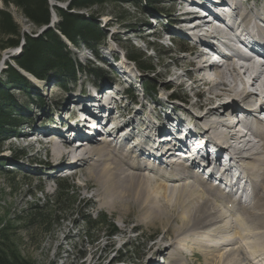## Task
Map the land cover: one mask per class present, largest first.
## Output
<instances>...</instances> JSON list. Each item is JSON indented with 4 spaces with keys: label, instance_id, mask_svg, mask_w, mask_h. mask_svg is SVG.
<instances>
[{
    "label": "bare ground",
    "instance_id": "1",
    "mask_svg": "<svg viewBox=\"0 0 264 264\" xmlns=\"http://www.w3.org/2000/svg\"><path fill=\"white\" fill-rule=\"evenodd\" d=\"M190 3L187 0H180L177 13L170 22L173 23L177 33L185 36L187 32H197L198 37L194 39L186 55L175 58V70L168 67L165 71L160 70L156 76L170 74L179 86L192 91L196 98L193 100L188 94L183 96L186 105L180 106L183 116L176 122L194 119L195 125H203L200 132L206 134L208 142L215 146L213 161L216 164L224 157L223 147L232 150V152L226 151L228 158L231 159L232 154L235 156L232 164L227 168L235 167L246 176L242 186L244 198L243 194H240L235 202L228 201L227 196L219 188L209 185L202 178L199 179V176L188 167L180 163L164 165L165 161L162 160L164 154L160 146L153 149L152 153L159 163L163 161L161 167L150 164V159L146 162L137 159L144 148L140 141L131 149L123 151V143L137 140L138 135L135 134L137 126L144 127L146 139L151 140L154 136L149 119L140 115L141 107L144 108L147 103L143 102L144 106L140 103L132 114L129 113L131 115L128 119H122L126 112H131L130 107L125 105L124 111L119 112L116 98L105 94L103 89L97 88L99 91H94L100 101L102 100L101 106H112L110 111L117 109L115 118L122 121L116 127V133L109 135V140L91 137L75 146L70 141H55L57 136L53 135L51 140L41 142L42 137L39 138L38 133H43L45 128L39 126L37 130L40 129L42 132L31 135L28 132L22 134L14 132L13 135L30 139L28 145L47 143L48 146L46 144L42 147L49 149V160L53 161V166L67 161L69 170L73 172L80 165L79 170L85 169L88 173L83 174L85 180L93 178L97 184V194L102 195L99 199L102 202L109 200L112 206L120 203L125 211L129 208V214L134 205H139L143 211L145 210L144 218L147 224L161 220L170 223L172 214L174 217H179L180 224L175 227L174 233L171 234L170 230H166L162 235V239L168 241L158 248L161 253L177 246L181 241L177 239L178 236L184 235L187 239L189 234L197 238L198 244L209 248L208 264H264V122L257 115L264 110V64L253 61L252 57L246 55L239 47L233 49L230 43L232 41L230 33L234 29L246 32L253 23L254 26L257 25L264 30L260 27L264 26V2L262 4L254 2L253 7H249L241 0H234L232 3L234 9L228 15L231 23L225 27L214 25L212 20H201L194 13L188 12L186 5ZM52 18L54 21L56 16L53 15ZM254 19L258 23L255 24ZM195 21L198 23L188 27V24ZM204 26L207 28L202 29ZM153 34L161 38L165 37L158 30L153 31ZM134 36L146 40L142 30H138ZM171 39L179 38L172 33ZM214 42L231 50L230 55L221 56V62L211 60L213 47L215 48L216 45L213 44ZM259 44L264 49V41H259ZM251 46L257 48L258 44L256 42ZM176 68L182 69L184 73L176 72ZM116 77L115 75L114 79ZM28 79L32 80L30 77ZM168 84L163 83V89ZM106 85L109 86L111 83H104L102 88ZM79 90L74 92L76 94L71 93L70 97L81 96V93H84L83 88ZM107 90H112V87ZM90 100L97 101L95 94H90ZM154 103L165 107L168 102L164 99H156ZM95 104L96 102H84V105L95 106ZM178 106L175 104V108ZM155 109V106L150 107L152 111ZM238 111L247 114L232 120ZM71 112L76 114L75 109ZM167 117L170 118L168 115ZM50 123L51 120L48 121V124ZM76 125L80 128L78 124ZM51 126L57 129L60 136L65 137L63 128L59 124ZM179 126L180 124H176L175 132L167 127L164 128L179 137V144L168 145L166 154L169 153V157L173 156V148L179 147L178 150L186 148L190 141L186 139L190 138L187 135H193L190 132L183 135ZM124 128L128 131L123 143L117 145L115 140ZM156 130L159 128L156 127ZM32 135H36L34 139L31 138ZM76 136L83 135L78 131ZM202 151L204 159L207 160L210 156L209 149L202 146ZM143 169H149L154 175L143 172ZM186 178L194 179L198 185L187 181ZM248 188L249 193H247ZM224 203L226 209L222 206ZM100 205L102 206V203ZM231 208L239 212L237 215L240 216H231L236 213H231ZM169 254L170 251L167 255ZM171 258L175 259L176 256L173 254Z\"/></svg>",
    "mask_w": 264,
    "mask_h": 264
},
{
    "label": "rangeland",
    "instance_id": "2",
    "mask_svg": "<svg viewBox=\"0 0 264 264\" xmlns=\"http://www.w3.org/2000/svg\"><path fill=\"white\" fill-rule=\"evenodd\" d=\"M49 1L47 0L51 9L50 23L53 15L56 16L57 22L56 5H52ZM137 1L139 4H136ZM139 1L123 0L117 4L107 3L83 10V13L89 16L93 23L100 28L104 39L92 49H88L86 44H80L76 48L69 44V49L78 62L79 75L76 76L77 80L75 79L72 84H68V88H72V92H77L83 88L86 94L90 91L88 93L90 97V94L94 95V92L91 91V88L94 87L92 84H100L98 89H103L105 94L118 98L121 90L130 82L134 99L126 96L117 101L114 98L117 101L116 106H118L119 112L124 111L125 105L130 107L131 112H126L122 119H128L140 103L144 102L147 104L144 107L146 110L141 107L140 115L142 118L153 120L155 115L166 118L168 115L170 117L168 120L171 121L173 116H183L180 106L186 105L183 99L185 94L190 95L193 100L196 97L189 89L179 86L170 74L162 77H157L156 74L160 70L165 71L168 67L175 70V58L186 55L189 52L188 48L193 44V40L186 39V35L184 36L182 33H177L173 23L170 22L173 15L177 13L178 0H159V4L154 9H150V7L145 6V3L141 4ZM241 1L249 7L252 6L253 2L261 4L264 2V0H250L247 3L245 0ZM66 2H55L59 4L56 7L65 8L64 3ZM2 8L10 11L13 20L22 32L30 34L39 31L15 6L6 7L0 0V9ZM138 30L143 31L146 40L134 36ZM155 30L160 31L165 37L155 36L153 34ZM172 33L180 38L175 41L169 40L167 35ZM181 37H185V39H181ZM131 48H135L139 54L144 56V59H149V64L153 68L150 72L137 70L133 62L129 64L126 55L129 54ZM19 51V47L10 48L0 54V77H3L2 70L5 68L6 62L14 65L11 58ZM92 67L100 69L101 74L105 75L103 81L97 80L88 72L87 69ZM124 70L136 79L133 80L129 75H126ZM176 72L184 73L180 68H176ZM24 75L33 80L28 79L31 88L28 90L17 87L11 88L18 103L19 122L23 124L14 132L15 134L28 132L31 135L41 131L37 128L42 127L45 128L46 134L44 132L38 133V137H42L40 141L51 140L53 135L49 134L54 128L49 126L48 121L50 119L60 120V122L63 121L64 125L67 124L62 117L72 113L71 110L76 105L75 101H73V97H70L71 93L59 87L57 79L37 80L27 73ZM115 75L117 76L116 79H114ZM113 82H115L113 89L108 92L107 89ZM142 82H148L153 86V91L144 94L147 97L142 96ZM104 83H111V85L102 88ZM163 83L169 84L163 89ZM156 99H164L168 103L165 107L157 106L154 103ZM175 104L179 106L175 108ZM151 106H155L156 111L150 110ZM54 110L58 112L55 116L52 115ZM238 112L247 114V112ZM35 136L32 135L31 138L34 139ZM29 140L12 133L2 142L0 147V174L10 170L16 176L14 189L10 188L5 177L0 176V217L3 221L11 224L9 235L17 243L18 249L25 257L34 260L36 264H208L209 248L198 244L197 238L193 235L189 236L188 234L187 239L184 235L178 236L177 239L181 240L179 244L169 248L165 253L158 250L161 244L163 245L168 241V239H162V235L166 230H170L171 234L174 233L175 227L180 224L179 217H174L172 214L170 223L161 220L147 224L146 218H144L145 210L143 211L139 205H134L129 214V208L125 211L120 203H115L112 206L109 200L100 201L102 195L97 194V184L94 179L85 180L86 177L83 174H88L85 169L79 170L80 165H78L76 171L71 172L67 161L53 166V161L49 160V149L42 147L47 143L28 145ZM55 141L58 139L56 138ZM64 167L68 173L62 172L61 169ZM57 169H59L58 172H56ZM52 172L56 173L50 175L49 173ZM143 172L154 175L149 169H143ZM60 178L67 179L69 183L75 186L73 195H76L79 200L76 213L59 215L57 224L50 233L40 232L32 226L19 222L16 217L22 215V211L28 208L31 203L37 201L41 204L46 195H53L57 188L56 182ZM186 179L198 185L194 179ZM222 206L225 207V203ZM230 211L231 213L236 212L231 216H240L237 215L239 212L236 210L231 208ZM100 214H105L114 221L118 230L115 235H109L105 231L88 232L86 230L82 217L90 215L92 219H95ZM134 243L137 244L135 249L128 248ZM169 251L170 254L167 255ZM173 254L176 258L170 259Z\"/></svg>",
    "mask_w": 264,
    "mask_h": 264
},
{
    "label": "trees",
    "instance_id": "3",
    "mask_svg": "<svg viewBox=\"0 0 264 264\" xmlns=\"http://www.w3.org/2000/svg\"><path fill=\"white\" fill-rule=\"evenodd\" d=\"M6 7L15 6L37 29L47 26L51 20L50 5L47 0H2ZM66 2L68 0H53ZM123 0H69L65 8L55 6L57 22L53 27L47 28L41 33H24L13 20L10 11L0 9V54L10 48L19 47L20 51L11 58L14 65L6 62L0 77V147L2 142L20 127L18 118V103L11 88L30 89L31 84L24 73L37 80L57 79L61 88H67L69 81L76 78L79 72L78 62L74 59L69 45L78 47L86 44L88 49L94 48L103 41L100 28L93 20L83 13L97 5L117 4ZM141 4L150 9L156 8L159 0H140ZM139 1V2H140ZM136 4H139L138 1ZM135 4V5H136ZM68 42V43H67ZM128 60L136 65L139 71L150 72L153 68L149 59H144L135 48H131ZM1 59V57H0ZM95 78L103 75L100 69L92 67L87 69ZM81 71V70H80ZM144 91H153V86L148 82H142ZM0 176L8 180L11 189H14L16 176L12 171H4ZM57 188L53 195L45 197L43 203L37 201L31 203L22 211V215L16 218L19 222L32 226L40 232L50 233L57 224L61 214H73L77 211L79 200L73 195L75 186L65 178L56 182ZM21 214V213H20ZM82 220L86 230L105 231L109 235L117 233L114 221L105 214H100L92 219L90 215H84ZM11 224L0 217V264H36L30 258L25 257L18 249L17 243L9 235ZM137 244H131L128 248L135 249Z\"/></svg>",
    "mask_w": 264,
    "mask_h": 264
},
{
    "label": "water",
    "instance_id": "4",
    "mask_svg": "<svg viewBox=\"0 0 264 264\" xmlns=\"http://www.w3.org/2000/svg\"><path fill=\"white\" fill-rule=\"evenodd\" d=\"M52 5H56L59 6V4L55 3L53 0L49 1ZM69 4V1H67L66 3H64V6L66 7ZM53 20V19H52ZM56 20L51 21V23L47 26H42L40 27L39 31L37 32L38 34L41 33L42 31L46 30L47 28L53 27L55 24Z\"/></svg>",
    "mask_w": 264,
    "mask_h": 264
}]
</instances>
